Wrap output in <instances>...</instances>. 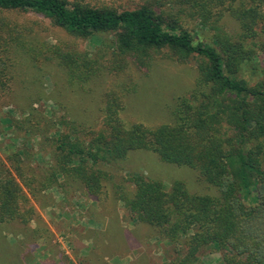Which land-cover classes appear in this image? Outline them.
<instances>
[{
  "label": "trees",
  "instance_id": "trees-1",
  "mask_svg": "<svg viewBox=\"0 0 264 264\" xmlns=\"http://www.w3.org/2000/svg\"><path fill=\"white\" fill-rule=\"evenodd\" d=\"M0 11L41 15L74 38L111 34L108 73H122L130 63L150 68L153 53L163 51L160 60L196 63L194 86L174 98L169 123L125 126L119 114L123 97L110 91L100 130L86 143L59 138L56 163L41 181L25 177L14 156L17 176L0 170V224L32 221L36 209L26 194L31 186L38 185L34 191L39 193L70 182L99 206L109 198L122 203L128 222L152 228V238L174 252L166 264H197L206 247L221 253L222 264H264V77L253 84L241 78L257 51L264 56V0H143L121 11L83 0H0ZM225 16L237 30L226 31ZM190 21L210 33L209 44L197 41L187 28ZM13 30L0 25V45L22 49L21 35ZM38 52L28 55L37 61ZM56 58L63 66L74 63L69 55ZM8 84L0 80V100L10 93ZM139 150L194 170L210 192L192 193L181 181L165 190L161 181L138 174L128 178L132 191L120 186L111 194L105 191L110 175L99 165Z\"/></svg>",
  "mask_w": 264,
  "mask_h": 264
},
{
  "label": "rangeland",
  "instance_id": "rangeland-1",
  "mask_svg": "<svg viewBox=\"0 0 264 264\" xmlns=\"http://www.w3.org/2000/svg\"><path fill=\"white\" fill-rule=\"evenodd\" d=\"M83 1L91 6L107 5L119 11L132 10L143 3V0ZM222 21L226 31L237 30L236 23L228 16ZM1 24L15 29L13 31L18 32L14 33L15 36L21 35L22 47L0 45V80L8 81L10 91L5 99L0 100V170L7 169L13 176L20 172V169L16 171L18 164L14 156H18L25 177L41 181L46 168L56 163L59 138L88 142L91 132L101 128L104 98L110 91L123 97L124 107L119 114L125 126L142 124L154 127L170 122L174 98L185 95L194 86L196 63L193 59L182 65L160 60L163 51L153 53L150 68L130 63L122 73H108L105 66L114 40L111 34L74 38L53 26L49 19L32 12L0 11ZM186 25L194 31L197 41L210 43L208 31L200 29L193 21ZM250 45L254 46V43ZM37 49L39 57L36 61L29 57L28 51L35 53ZM66 55L74 61H68L70 67L61 65L56 58ZM91 72L94 74L90 76ZM263 77L264 56L257 51L254 61L241 71V78L253 84ZM102 165L99 168L110 175L104 184L105 191L110 194L114 186L132 191L133 185L128 178L134 174L161 181L165 190L172 182L181 181L192 193L210 192L198 180L194 170L162 163L151 152L132 151L122 161ZM62 181L59 177L58 182ZM36 186H31L30 192L26 191L29 203L36 209L32 221L26 226L18 222L0 224V264H100L99 256L105 252L114 260H122L115 264H125L123 258L129 249L134 247L135 250L141 245L132 256L135 264H166L174 260V252L167 242L152 238L149 226L140 224L133 229L122 203L114 204L111 198L104 206L97 204L98 211L94 212L102 217L103 230L99 232L101 236L95 230L88 235L89 249L82 244L86 240L75 247L71 237L58 224H55L56 235L49 237L46 223L37 211V208L45 211L51 203L45 194L49 191L56 195L63 193L62 200L65 201V195L82 194L79 184L71 185L70 182L39 193H35ZM76 202H79L78 198ZM50 210L53 213L49 211V217L52 218L56 209ZM81 215L73 217L74 225H88ZM119 216L122 224H119ZM32 223L34 227H31ZM84 232L87 231L82 230ZM106 245L109 248H104ZM199 258L197 264H222L221 253L212 247L201 249Z\"/></svg>",
  "mask_w": 264,
  "mask_h": 264
},
{
  "label": "crops",
  "instance_id": "crops-1",
  "mask_svg": "<svg viewBox=\"0 0 264 264\" xmlns=\"http://www.w3.org/2000/svg\"><path fill=\"white\" fill-rule=\"evenodd\" d=\"M45 195H47L46 196L47 199L51 200V203L45 211H42V210L40 211L39 208H37V211L40 213L44 223H46L45 228L47 229L48 236L50 237L52 235H56L57 226L55 224H58L59 228H61V230H63L67 235H69L71 237V242L73 243V245H76L75 247L78 246L79 242L82 243V241L86 240L87 242H83L82 244L87 249H89L90 238L88 235L90 233H92L91 232L92 230H95V232L100 235L99 232L101 230H103L102 217H99L98 214H95V212H94V211H98V208H97L98 203H96L93 200L86 199L83 196H78L75 194V192L73 193L72 197H70L69 194L65 195L66 201L62 200L63 193L62 194L58 193V195H56V193H54L53 191H49ZM77 198L79 199V202H76ZM71 204L74 205L75 207L74 208L68 207V206H72ZM82 204L84 205V210L82 209ZM119 205H120V203H119ZM117 208H119V207H117ZM50 209H54L53 211H55V209H56L55 215H53L52 218L49 217V211H50V213H53V212H51ZM64 210H69L70 212L67 214V213H65ZM91 212H92V214H91ZM77 214H79V215L82 214L81 216L84 219H86V221H88V225H84L86 227H84L82 223H80L79 225H74L72 219H73V217H76ZM84 219H83V222H85ZM129 223H131V222H129ZM119 224H122V219L120 216H119ZM30 225H31V227H34L33 223ZM132 225H133V229H135L137 227L136 225H134V223ZM81 229L86 230L87 232L82 233ZM141 247H142V245L139 246L138 248H136L135 250H133L134 247L130 248L128 255L123 258L124 263L125 264H129V263L135 264L134 261H136V260L132 256L134 255L135 251H137ZM104 248H109V246L106 245ZM80 252H82V251H80ZM99 258L101 261L100 264H115V263H119L122 261V260H114L106 252L102 253V255H100Z\"/></svg>",
  "mask_w": 264,
  "mask_h": 264
}]
</instances>
